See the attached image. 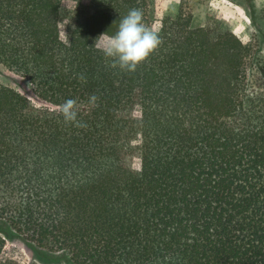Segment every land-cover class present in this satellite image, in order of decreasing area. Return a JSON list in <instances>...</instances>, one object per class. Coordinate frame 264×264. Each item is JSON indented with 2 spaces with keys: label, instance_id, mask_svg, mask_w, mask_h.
<instances>
[{
  "label": "trees",
  "instance_id": "obj_1",
  "mask_svg": "<svg viewBox=\"0 0 264 264\" xmlns=\"http://www.w3.org/2000/svg\"><path fill=\"white\" fill-rule=\"evenodd\" d=\"M150 7L0 0V64L39 100L0 83V264H264V56ZM131 9L160 39L135 71L97 46Z\"/></svg>",
  "mask_w": 264,
  "mask_h": 264
},
{
  "label": "rangeland",
  "instance_id": "obj_2",
  "mask_svg": "<svg viewBox=\"0 0 264 264\" xmlns=\"http://www.w3.org/2000/svg\"><path fill=\"white\" fill-rule=\"evenodd\" d=\"M151 16L156 24L164 16H174L183 12L191 16L193 25L206 28L212 36L232 32L252 46L254 56H264V0H149ZM108 37L98 41L101 49ZM0 83L39 102L31 84L0 64ZM8 248L19 249L25 260H33V254L24 243L15 238L8 241ZM65 264V263H60Z\"/></svg>",
  "mask_w": 264,
  "mask_h": 264
},
{
  "label": "clouds",
  "instance_id": "obj_3",
  "mask_svg": "<svg viewBox=\"0 0 264 264\" xmlns=\"http://www.w3.org/2000/svg\"><path fill=\"white\" fill-rule=\"evenodd\" d=\"M106 34L107 32L100 37ZM96 42L97 40L94 44ZM159 44L158 34L144 24L141 11L131 9L120 19L116 34L108 37L107 43L100 50L106 57L114 59L113 66L118 64L123 70L135 71L137 66L144 62ZM76 103L73 99H68L63 103L62 113L66 122L76 121Z\"/></svg>",
  "mask_w": 264,
  "mask_h": 264
}]
</instances>
